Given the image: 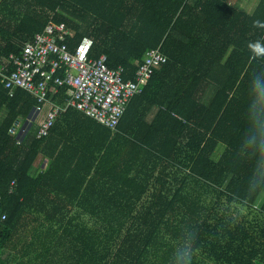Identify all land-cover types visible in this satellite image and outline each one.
Returning <instances> with one entry per match:
<instances>
[{
    "label": "trees",
    "instance_id": "1",
    "mask_svg": "<svg viewBox=\"0 0 264 264\" xmlns=\"http://www.w3.org/2000/svg\"><path fill=\"white\" fill-rule=\"evenodd\" d=\"M48 22L123 81L159 49L137 96L154 80L165 108L129 133L133 97L113 134L68 108L17 143L10 126L38 104L0 83V264H264V54L249 47H264V0L251 15L228 0H0V66ZM64 92L48 83L54 104Z\"/></svg>",
    "mask_w": 264,
    "mask_h": 264
},
{
    "label": "built area",
    "instance_id": "2",
    "mask_svg": "<svg viewBox=\"0 0 264 264\" xmlns=\"http://www.w3.org/2000/svg\"><path fill=\"white\" fill-rule=\"evenodd\" d=\"M71 31L64 23L48 22L41 32L22 47L17 56L9 55L12 69L0 66V83L12 96L15 89H22L37 102L27 123H33L47 110L37 126L36 138L47 136L59 114L72 108L99 125L115 131L130 100L140 94L153 72L166 62L159 49L144 53L137 65L133 79H121L120 66L111 69L106 56H88L92 42L83 38L74 53L68 51L66 38ZM62 71V75H57ZM65 88L63 106L54 104L47 95L48 83ZM25 128L20 120L10 126L8 133L19 143ZM0 213V220L4 219Z\"/></svg>",
    "mask_w": 264,
    "mask_h": 264
},
{
    "label": "crops",
    "instance_id": "3",
    "mask_svg": "<svg viewBox=\"0 0 264 264\" xmlns=\"http://www.w3.org/2000/svg\"><path fill=\"white\" fill-rule=\"evenodd\" d=\"M228 3L233 6L234 8H236L239 11H242L244 13H246L247 15H251L255 9L254 6H252L250 9H248V4L243 5L241 3V0H228ZM257 5V4H256ZM157 84L156 81L153 80V82H151L149 84V86L145 89V92L143 95L141 96H134L133 100L130 103L129 106V113L127 115V117L123 118L121 120V126L123 128H126L127 131L129 133H133V128H132V123L133 122H137L139 120H142L144 123L146 124H151V122L155 119V116L157 115L159 110H163L165 107L164 106H160L157 104V101L161 100V97H159L158 92H157V88H156ZM214 86L212 88H210L207 96L210 97L213 93L214 90ZM162 96L164 95L163 91H161ZM139 95V94H138ZM66 95L64 92V98H63V104L65 101ZM164 100L166 101L165 97H163ZM204 102H207V98L204 99ZM47 110V107H45L42 111V113L37 117V119L35 120V122L30 123L31 127L28 129V131H26V134H22L20 140L22 141L25 136L29 133L30 129H37L38 124L41 122L45 112ZM2 117V114L0 115V118ZM30 116H28L27 119H29ZM122 118V117H121ZM26 119V121H27ZM21 123L23 124V127L26 129L28 126V123L26 121L20 120ZM123 122V124H122ZM102 126V125H100ZM104 127V126H102ZM106 128V127H104ZM108 129V128H107ZM116 130V129H115ZM109 131L111 132V134H113L115 131H111L109 129ZM41 161V165H40V169L43 170L46 167L47 161L45 159H39ZM36 171V168L35 170Z\"/></svg>",
    "mask_w": 264,
    "mask_h": 264
},
{
    "label": "rangeland",
    "instance_id": "4",
    "mask_svg": "<svg viewBox=\"0 0 264 264\" xmlns=\"http://www.w3.org/2000/svg\"><path fill=\"white\" fill-rule=\"evenodd\" d=\"M233 1V0H232ZM241 3L243 5H246L248 4V9H250L252 6H256V4L258 3V0H241ZM264 200V192H261L256 200V203L257 204H260L262 201ZM240 209V208H239ZM230 210H233V206L231 205L230 206ZM242 212H241V215L242 216H247V212L245 210H247L246 208H242L241 209ZM257 211V210H256ZM249 217H251L252 215H248Z\"/></svg>",
    "mask_w": 264,
    "mask_h": 264
},
{
    "label": "clouds",
    "instance_id": "5",
    "mask_svg": "<svg viewBox=\"0 0 264 264\" xmlns=\"http://www.w3.org/2000/svg\"><path fill=\"white\" fill-rule=\"evenodd\" d=\"M249 47L258 54H264V47H261L259 43L249 45Z\"/></svg>",
    "mask_w": 264,
    "mask_h": 264
},
{
    "label": "water",
    "instance_id": "6",
    "mask_svg": "<svg viewBox=\"0 0 264 264\" xmlns=\"http://www.w3.org/2000/svg\"><path fill=\"white\" fill-rule=\"evenodd\" d=\"M31 127V124L29 123L28 124V126H27V128H26V130H25V133L24 134H26V131H28V129Z\"/></svg>",
    "mask_w": 264,
    "mask_h": 264
}]
</instances>
